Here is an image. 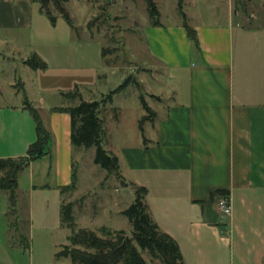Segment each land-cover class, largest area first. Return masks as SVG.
<instances>
[{"label": "rangeland", "instance_id": "rangeland-1", "mask_svg": "<svg viewBox=\"0 0 264 264\" xmlns=\"http://www.w3.org/2000/svg\"><path fill=\"white\" fill-rule=\"evenodd\" d=\"M155 1L160 3L161 23L170 26L176 20H182L176 10V0ZM30 2L28 15H21V25L12 23L11 29L0 28V157L15 158L13 155L25 153L24 143L33 135L35 139V122L27 106L36 109L41 118L48 121L52 107L76 105V101L66 99L62 93L73 92L78 87L85 100L102 101L128 78L130 83L122 92L113 95V103L101 108L100 118L105 130L103 148L121 158L120 173L125 175V182L137 180L135 170L127 171L124 160L129 164L139 157L137 151L145 143L144 138L153 139L152 125L157 122L158 112L159 117L161 115L158 109H167L177 98L163 68L148 55L144 26L151 20L144 0H66L65 8L73 26L54 10L51 9L53 20L40 10L38 3ZM234 2L235 10L240 14L238 21L243 19L241 16L252 15L255 20L250 19L245 26L264 27V0ZM7 7L0 0V13L9 12L11 16L13 12ZM184 11L191 9L185 6ZM263 37L245 41L244 54L237 51L236 61L238 56L244 57L240 71L243 68L259 69L264 73ZM55 41L69 44L54 49L47 47ZM36 45L39 47H34ZM102 49L106 50L104 58ZM37 52L46 56L47 71H34L23 63ZM240 71L235 74V93L239 88L242 90ZM141 95L155 113L153 121L143 125V131L139 121L147 113L142 107ZM258 129L257 125V133ZM92 150L94 152L74 153L76 189L64 195L66 202L75 205L73 215L77 228L90 229L99 236L104 228L111 233L123 230L131 236V225L122 212L134 202L135 186L127 183L125 189L118 174L109 175L97 167L93 162L95 150ZM43 168L40 161L34 169L39 175L32 177L29 171L19 175L17 231L12 227L15 219L8 215V193L0 191V264H71L69 258L58 256L63 246L69 245L71 232L60 226V208L56 206L55 197H50L45 206L43 200L39 202L38 197L30 195L31 184L55 185L54 175L42 176ZM147 185L145 203L155 209V220L163 217L164 208L173 209L175 202L185 197L176 185L157 182ZM205 204L206 207L211 205L210 202ZM185 211L179 213V217L184 216ZM184 251L186 264H230L221 248L216 255L214 247L202 249L204 252L197 255L195 250L192 254L189 249ZM140 252L148 263L162 264L159 260L152 261L142 250Z\"/></svg>", "mask_w": 264, "mask_h": 264}, {"label": "crops", "instance_id": "crops-1", "mask_svg": "<svg viewBox=\"0 0 264 264\" xmlns=\"http://www.w3.org/2000/svg\"><path fill=\"white\" fill-rule=\"evenodd\" d=\"M30 1L14 0V5L3 0L13 14L0 13V28L21 25V15H28ZM156 3L161 17L160 3ZM185 6L191 9L184 13L196 32L198 48L181 19L170 26L161 22L160 26L151 22L144 26L148 55L163 68L177 98L167 109H158L161 115L158 112L152 125L153 139L144 138L137 151L139 157L129 164L124 160L126 170H135L138 178L126 183L146 187L157 182L182 190L185 197L178 199L173 209L164 208L161 219L155 220V209L146 205L160 230L178 243L184 261L185 249L191 254L195 250L197 255L202 249L214 247V255L221 248L230 264H264V73L259 69L240 71L244 57L235 58L237 51L245 53V41L263 37L264 27H246L250 19L255 20L252 15L241 16L238 21L234 0H185ZM61 44L67 47L69 43L55 41L47 47L54 49ZM36 54L46 61L47 71L46 56ZM237 70L242 90L235 93ZM56 108L67 107H52L48 121L42 119L51 135L50 154L32 162L25 171L32 177L39 175L34 169L42 161V176L54 175L55 185L31 184L30 195L38 197L39 202L43 200L45 206L50 197H55L60 208V188L72 183L74 153L93 150L72 147L70 116L54 111ZM33 140L34 135L22 146L25 153L13 156H24ZM117 158L120 165L122 160ZM220 190L229 192L232 213L228 217L219 214L218 199H210ZM205 202L211 205L206 207ZM184 210L185 215L179 217Z\"/></svg>", "mask_w": 264, "mask_h": 264}, {"label": "trees", "instance_id": "trees-1", "mask_svg": "<svg viewBox=\"0 0 264 264\" xmlns=\"http://www.w3.org/2000/svg\"><path fill=\"white\" fill-rule=\"evenodd\" d=\"M40 6V10L51 16V9L61 15L73 26L70 15L65 8L66 0H31ZM81 1V0H79ZM89 1V0H87ZM91 1V0H90ZM177 1V11L182 18V24L194 47L198 48V39L195 30L189 25L184 13L185 0ZM147 6L148 16L151 25L160 26V13L155 0H144ZM106 56V50L102 49V57ZM25 65L34 71L47 69V64L37 55L32 54L25 62ZM130 83L125 81L123 85L109 93L102 101L85 100L78 87L73 92L62 93L66 99L76 101V105L67 108H56L54 111L65 112L70 116V141L72 147L87 151L94 149V164L101 170L110 174H118L122 179L125 189L127 183L120 173V165L117 156L110 154L103 148L105 138L104 123L100 118L102 107L112 103L113 95L122 92ZM139 84V83H138ZM142 107L147 115L139 121V128L143 131L146 121H153L155 113L152 112L141 95ZM33 115L35 122V141L29 145L26 154L18 158L0 159V191L8 193L9 217L15 219L13 228L17 231L18 210H17V189L18 178L32 162L40 160L50 154L51 135L45 127L38 111L27 106ZM145 141V139H144ZM76 164L72 170V183L69 186L60 188L62 196L60 205V226L70 230L68 237L69 245L63 246L59 257L69 258L71 264H150L140 252L147 253L152 261L159 260L162 264H186L178 243L167 233L160 230L159 226L152 220L145 203L146 188L135 187V200L126 208L122 214L131 225V236H127L123 230L111 233L106 228L102 235L90 229H78L75 223L74 203L66 202L64 195L75 191L77 184ZM129 184V183H128ZM219 197L229 198V192L220 190L211 195V201ZM23 240L28 242L26 238ZM28 245H25L27 248Z\"/></svg>", "mask_w": 264, "mask_h": 264}, {"label": "built area", "instance_id": "built-area-1", "mask_svg": "<svg viewBox=\"0 0 264 264\" xmlns=\"http://www.w3.org/2000/svg\"><path fill=\"white\" fill-rule=\"evenodd\" d=\"M216 205H217L218 212L222 217H228L231 215L232 206H231L229 198L219 197Z\"/></svg>", "mask_w": 264, "mask_h": 264}, {"label": "water", "instance_id": "water-1", "mask_svg": "<svg viewBox=\"0 0 264 264\" xmlns=\"http://www.w3.org/2000/svg\"><path fill=\"white\" fill-rule=\"evenodd\" d=\"M126 192H129V190H127Z\"/></svg>", "mask_w": 264, "mask_h": 264}]
</instances>
